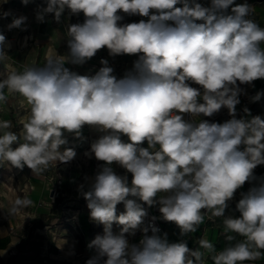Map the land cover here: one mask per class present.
I'll use <instances>...</instances> for the list:
<instances>
[{"label":"clouds","instance_id":"clouds-1","mask_svg":"<svg viewBox=\"0 0 264 264\" xmlns=\"http://www.w3.org/2000/svg\"><path fill=\"white\" fill-rule=\"evenodd\" d=\"M66 10L84 16L82 23L68 25L67 55H47L42 65L0 72V102L7 89L30 106L18 133L10 130L11 121H0V164L27 166L38 175L53 161L68 163L76 152L61 151L68 144L64 134L80 139L87 125L100 135L86 155L104 163L82 195L90 218L104 227L87 245L95 255L86 264H206L205 253L213 264L259 258L264 180L241 193L238 216L225 215L236 192L264 165V119L236 117L240 85L264 79V28L250 18L252 7L235 0H210L208 6L200 0H47L37 19L53 13L59 22ZM121 12L147 20L120 24ZM26 19L13 17L9 30ZM6 46L0 34V62L8 56ZM104 48L112 57L138 59L119 79L106 59L92 76L65 66L82 65ZM222 108L232 117L223 123L183 118L185 113L212 117ZM114 163L131 173V183L114 171ZM30 203L18 198L9 213ZM120 203L125 210L117 215ZM143 205H158L160 217L151 220L175 223L182 237L197 231L206 210L224 218L228 242L235 240L230 233L245 240L219 252L206 239L196 249L185 239L169 242L154 223L145 226ZM114 222L122 226L118 233ZM137 230L141 239L130 243L128 235Z\"/></svg>","mask_w":264,"mask_h":264},{"label":"rangeland","instance_id":"rangeland-1","mask_svg":"<svg viewBox=\"0 0 264 264\" xmlns=\"http://www.w3.org/2000/svg\"><path fill=\"white\" fill-rule=\"evenodd\" d=\"M202 4L208 6L210 0H200ZM236 4L247 3L252 7L250 18L264 28V0H235ZM181 5H177L180 7ZM47 7V0H30L25 5L22 0H0V34L6 37L7 55L0 62V72L3 71H23L29 66L42 65L47 55H67L68 54V25L82 23L84 16L70 15L66 10L59 22L54 18L53 13H45L43 21L37 19V14ZM230 11V9H229ZM4 13H10L7 17ZM122 20L120 24L139 22L146 17L138 15H127L120 13ZM26 17V22L21 28L9 30L8 25L13 17ZM201 23L202 21H196ZM169 23H172L169 21ZM264 47V45H262ZM108 60V64L113 68V75L118 79L122 78L127 71L133 68V63L138 59V55H119L112 57L107 48L99 50L94 57L87 60L82 65L68 63L65 66L71 71L80 75H95L103 67L101 60ZM193 87H199L193 84ZM242 93L239 96L240 103L236 106V117L250 119L260 116L264 119V95L259 101H253V97L258 93H264V79H257L251 84L240 85ZM6 100L0 102V121H11V131L19 132L22 120H26L29 115L30 106L26 100L15 92H8L5 89ZM202 102V101H201ZM248 109V113L244 111ZM186 121L193 120L199 122L207 119L210 122L223 123L232 117L226 108L212 117L191 116L183 114ZM68 144L62 146L61 151L66 147L74 148L76 156L68 163L53 161L46 170L38 175L26 171L24 168L18 169L10 164H0V246L5 244L9 233H15L11 226H17L24 219L27 220L25 231L28 241L40 245L39 255L50 259L55 264H86V261L95 255L94 250L87 247L89 242L98 234H103V225L97 224L90 218V210L82 192L87 191L92 178L103 166L102 161H98L94 156L86 155L90 151L91 143L100 135L95 129L84 126L82 138L77 139L70 133L64 134ZM122 139L127 142V137ZM143 147H148L145 142ZM114 171L121 176L126 175L131 183V173L117 164L112 165ZM252 182H246L239 189L234 198L229 201V207L225 215L238 216L236 204L241 198L242 192H247L258 182L264 180V165H258L254 169ZM37 179V181H33ZM46 196L48 201H44V206L39 211L34 220L26 218L30 212L26 205L15 214H10L9 209L16 199L24 200L29 197L31 200ZM142 203V202H141ZM148 212L145 218V226L149 215L159 213V206L148 207L143 205ZM123 203L117 205V215L124 211ZM204 222L198 226L194 233L185 237L180 235V229L173 222L163 221L166 228V235L169 242H178L181 239L187 240L188 247L196 249L199 247V240L206 239L215 245L217 252L225 247L237 242L244 241L245 238L234 233L235 240L228 242L225 239L223 228V217H215L210 211H203ZM16 228V227H15ZM122 226L118 223L112 224L114 233H118ZM142 237V232L137 230L134 235H128L130 243H138ZM201 251H204L201 249ZM259 258L245 261L243 264H264V250H259ZM209 264L213 261L209 254L205 253ZM1 260V257H0ZM0 264L2 262L0 261Z\"/></svg>","mask_w":264,"mask_h":264},{"label":"crops","instance_id":"crops-1","mask_svg":"<svg viewBox=\"0 0 264 264\" xmlns=\"http://www.w3.org/2000/svg\"><path fill=\"white\" fill-rule=\"evenodd\" d=\"M262 45L261 47H263ZM24 169L33 173L27 166H25ZM33 181H37V179H33ZM25 199L31 201V203L27 205L30 212L27 213L28 216H26V218L34 220L38 216V213H35V211L42 209L44 206L43 202L48 198L43 195L41 198H36V200H31L29 197H25ZM27 227L25 216L19 225L11 226L12 229L16 230L15 233H9L5 244L0 246V261L2 264H55L50 259L56 258H53V256H48L51 258H45L39 255L40 245L28 241V236L26 237L24 234ZM205 259L207 261L206 256ZM207 264H209V261H207Z\"/></svg>","mask_w":264,"mask_h":264},{"label":"built area","instance_id":"built-area-1","mask_svg":"<svg viewBox=\"0 0 264 264\" xmlns=\"http://www.w3.org/2000/svg\"><path fill=\"white\" fill-rule=\"evenodd\" d=\"M152 217H157L159 218L160 216L157 214V213H152L151 215H149V218H148V221H147V224L148 225L149 223H154L156 227H158L160 229V235H164L166 234V228H165V225L163 223V221L161 219H157L155 220L154 222L151 220ZM149 235H151V232H149ZM141 239V238H140ZM206 264H207V261H206Z\"/></svg>","mask_w":264,"mask_h":264}]
</instances>
